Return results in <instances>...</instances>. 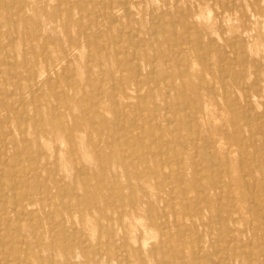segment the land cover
<instances>
[{
  "label": "rangeland",
  "instance_id": "rangeland-1",
  "mask_svg": "<svg viewBox=\"0 0 264 264\" xmlns=\"http://www.w3.org/2000/svg\"><path fill=\"white\" fill-rule=\"evenodd\" d=\"M6 1L12 10V20L7 21L0 10V129L3 127L9 133L0 134L7 143L8 156L4 155L3 161L18 155L19 166H27L28 162L24 159L27 153H21L26 142L31 144V154H36L38 145L34 142L35 138L31 132H25L28 126L17 123V115H21L19 118L26 125L47 123L44 128L49 132L55 131L48 124L56 123L57 132L49 135L48 144H40L46 168L42 177L49 180L52 186H62L59 191L53 187V193L59 194L61 191L69 200L71 198L68 200V208L62 209L55 199L52 208L45 207L44 213L53 210L56 215L43 220L39 228L44 244L40 252L45 256H66L62 249H50L47 245L51 240L48 228L52 226L55 230L64 228L69 238L84 241L85 251L81 252L77 248L80 253L76 252V256L111 257L115 260L114 264L123 258L128 259V264H161L165 258L163 263L166 264L168 256H182L183 253V256H190L194 246V216L191 210L188 212L190 216L184 215L187 211L185 209L183 212L180 201L186 195L188 200H192L193 195L191 192L183 194L179 188L182 184H179V175L175 173L179 165L176 163L177 158L185 157L186 164L189 162L186 151L191 153L196 148L200 152L203 148L210 149V141L221 133L219 130L225 131L231 143L238 136L247 137L248 131L259 132V120L264 121V79L257 71L258 67H264V0ZM22 5L26 11L24 20L17 13ZM36 8L41 10L33 14L32 10ZM170 19L176 22L174 38L183 50L179 52L172 42H168L163 48H166L171 60L163 62L159 58L157 46H131L126 41L132 35L131 29L137 35L131 36L135 39L138 36L149 38V33L158 30L170 36ZM186 19L191 27L187 31L183 27ZM188 39L193 43L198 41V48L194 52L187 53ZM76 45L78 48H75ZM179 55H183L192 64V69L182 81L177 78L184 70L183 64L176 60ZM229 57H234V61ZM49 59L52 62H47ZM124 59L127 62L124 63ZM33 62H38L40 66L42 64L46 70L47 67H55L56 71L51 77L44 71L41 76L33 79ZM134 67L138 70L135 71L137 80L134 82L141 87L138 93L132 91L134 85L128 77ZM146 76L147 82L143 79ZM33 81L37 82L34 86L29 84ZM171 82L173 85L169 86ZM192 82H203L200 96L195 95L194 88L189 85ZM255 86L259 88V93ZM206 87L209 88V96ZM120 89L131 98L123 99ZM50 90L58 94H51ZM62 92L64 95H61ZM103 92L105 95H102ZM108 94H114L120 106L119 111L114 112ZM99 96L103 99L99 100ZM62 99H67L68 103L64 104ZM169 110L171 113H166ZM199 110L201 114L196 113ZM98 115L111 121L109 126L102 127ZM195 117L198 124L192 126L191 121ZM162 119L169 120L162 122L163 127L179 124L183 130L179 134H167L164 131L162 134L151 129L153 124ZM116 120L118 123H114ZM90 127L96 128L97 132H91ZM128 131L139 133L138 140L148 146L147 150H152L153 154L146 153V156L152 155L148 162H140L141 158L131 151L141 143L133 139L127 143L120 138L119 142L114 139ZM113 132H116L115 135ZM193 134L203 137V141L201 139V143H197L198 147L190 145ZM12 137L17 139L18 147L11 145ZM171 139L177 144L184 140L186 150L170 143ZM160 144H165L166 148L158 151ZM230 147L234 148L233 145ZM174 154H177L176 159ZM145 167H156L158 172L150 178L146 175ZM161 167L164 169L162 172L159 170ZM85 184L93 188L87 196L91 199L92 208L89 211L93 219L87 216L82 218V207L78 203L79 198L87 195ZM95 200L98 202L95 203ZM43 212H40L41 216ZM22 226L25 239L34 246L35 242L24 222ZM184 233L185 236H182ZM178 235L183 244L177 240ZM213 241L218 244L216 236H213ZM173 259L179 262L178 258Z\"/></svg>",
  "mask_w": 264,
  "mask_h": 264
},
{
  "label": "bare ground",
  "instance_id": "bare-ground-1",
  "mask_svg": "<svg viewBox=\"0 0 264 264\" xmlns=\"http://www.w3.org/2000/svg\"><path fill=\"white\" fill-rule=\"evenodd\" d=\"M256 2H255V4H256ZM218 3H220V2H218ZM24 5H22L18 9V12H17L18 16H20V18H22V20H24L26 18V11L24 10L25 9ZM238 6H236V8ZM173 7H175V5ZM252 9H254V8H252ZM0 10L5 15L6 20L10 21L11 16H12V13H11L12 10L10 8L9 3L6 0H0ZM40 10H41L40 8H36V9H33L32 12H33V14H38L39 13L38 11H40ZM188 10H190V9H188ZM188 12H190V11H188ZM179 15H181V13ZM187 15H189V14H187ZM187 15H185V16H187ZM179 17H177V18H179ZM162 19H163V17H162ZM180 19H181V17H180ZM248 19H249V17H248ZM178 20L179 19H177V21ZM132 22H133V20H132ZM175 23L176 22L173 19H170V26H171V32H172L171 33L172 35L169 34L170 36H168L166 34V32L158 30V31H155L153 33H149V38L143 39L141 36H138V38L135 39V38H131V36H137L134 33V31L131 29L130 31H131L132 35L128 36V38L126 37L127 38L126 41L131 46H136V45H139V46H141V45L157 46L156 48L158 49L157 51L159 53V58L164 62L165 60L170 59V57L167 55L168 51L166 52V48H163L165 45H167L168 42H172L173 47L175 46L179 52L183 51L182 47L180 48L178 46L177 40L174 38L175 37L174 33L176 31V28H175L176 24ZM219 23H221V21ZM193 24H194V21H193ZM177 25H179V24L177 23ZM183 27H184L185 31H187L191 28L190 23L188 22L187 19L184 20ZM79 29H80V25H78V30ZM161 29H162V27H161ZM66 32H67V30H66ZM196 33H197V30H196ZM198 34H199V32H198ZM201 34H202V32H201ZM221 34H223V33H221ZM188 35H189V33H188ZM211 41L213 42V39ZM114 42L115 41H113L112 43H114ZM187 42L189 43V47L187 48V53L188 52L189 53L194 52L198 48V41H196V43H193V42H189V39H188ZM183 43H184V41H183ZM199 43H200V41H199ZM231 44H232V41H231ZM201 45H202V43H201ZM186 46H188V45H186ZM213 47H214V45H213ZM75 48H78V45H76ZM214 51H216V50H214ZM229 52H232V51L230 50ZM229 52H227V53H229ZM65 55L66 54L63 55V58L65 57ZM234 55H236V54H234ZM245 55H247V54H245ZM243 57H244V55H243ZM205 58H206V56L203 57V60ZM244 58L246 59V56ZM232 59L234 61L235 58L233 57ZM245 59H244V61H245ZM145 60L148 63L151 62L150 59H145ZM176 60H178L179 63L183 64V66H184V70L182 72L183 74L177 75V78L182 81L184 79V77H186V73H188L192 69V64H191V62L188 61L187 58H183V55H179L176 58ZM123 61L125 63V62H127V59L126 60L124 59ZM224 61H226V60H224ZM252 61H254V60H252ZM47 62L50 63V62H52V60L49 59V60H47ZM237 62H239V61H237ZM246 62H247V59H246ZM254 62L256 63V61H254ZM260 62H261V60H260ZM33 63L34 64H31V69L33 70V75H32L33 79H36L39 76H41L44 73V71H46V73L51 77L54 74V72L56 71L55 67H53V68L47 67V70H46V69H44V66L42 64L40 66L38 64V62H33ZM219 63H220V61H219ZM238 64L241 65L240 63H238ZM252 64H254V63H252ZM203 66H205L204 63H203ZM220 66L218 65V67H220ZM178 67H180V66H178ZM231 67H232V65L230 66V68ZM242 68H244V67H242ZM258 68H259L257 70L258 74L260 76H262L264 79V67L261 66V68L260 67H258ZM224 69H225V67H224ZM135 71H136V67L131 69V74H129L128 77L130 78L129 81H131V84L134 85V89H132V91L133 92L136 91L138 93V91L141 90V87H140V84H137L134 82V80L136 79L135 78ZM218 71H219V69H218ZM243 73H244V71H243ZM255 74H257V72ZM171 75H170V77H171ZM240 75H241V73H240ZM201 76H203V73ZM232 76H233V74H232ZM237 76H238V74H237ZM256 77H255V79H257ZM201 78L202 77H200V79ZM239 78L241 80V76ZM143 79L147 82L148 78L146 76ZM151 80H152V77H151ZM165 80H167V77ZM36 83H34V81H33V82H30L29 84L34 86V85H36ZM202 83L203 82H201V83L199 82L197 84H196V82L189 83V85L192 88H194L193 91L195 92V95H197V96H200V90H201V88H203ZM225 83H226V81L224 82V84ZM234 83H235V81H234ZM255 84H257V83H255ZM172 85H173L172 82L169 83V86H172ZM236 86H238V85H236ZM162 87H164V86H162ZM181 87L183 88L182 85H181ZM225 87H226V85H225ZM229 88H231V87H229ZM169 89H170V87H169ZM169 89L167 90V92H169ZM212 89H213V87H212ZM255 89L258 90L259 88H257L255 86ZM206 90H207V95L209 96L210 95L209 88H207ZM212 91L214 92V90H212ZM226 91H227V89H226ZM120 92H121V95L123 96V99H130L131 98V96H129L125 91L122 92L120 89ZM50 93L54 94V95L58 94V92H55L53 90H50ZM255 93H257V92H255ZM258 93H259V90H258ZM224 94L226 95V93H224ZM61 95H64V92H62ZM102 95H105V93L103 92ZM113 95L108 94V97L110 98V100L112 102V107H113L114 112H117L120 110V106H119L117 100L115 99V97ZM185 95L186 94H183V96H185ZM236 96L237 95H235V97ZM184 98L186 99V97H184ZM98 99L102 100L103 98H101L99 96ZM62 100H63L64 104L68 103L67 99H62ZM225 100H227V99H225ZM235 100H236V98L233 100V104H234ZM172 106L173 105H171V107ZM239 106H241V104ZM89 107H91V106L89 105ZM191 107H193V106H191ZM230 107H231V105H230ZM167 108H168V106H167ZM167 108H166V110H167ZM194 108H195V106H194ZM227 108H228V106H227ZM170 110H171V108H170ZM170 110L166 113H169ZM184 110H185V108H184ZM95 111H96V113H98L97 110H95ZM143 111H145V110H143ZM262 112H263V110H262ZM196 113L201 114V111L199 110ZM189 114H190V112H189ZM229 114H231V113H229ZM171 115H173V114H170V116ZM20 116L17 115V119H16L17 123L20 126H22V125L28 126L24 130H25V132L27 131V132L32 133L31 135L34 136V138H35L34 142L38 145V147L36 150V154L32 155L31 151H30V149L32 148L30 142H26V144H25L24 140H23L24 145H23V148L21 150V153H24V152L27 153V156L24 158L28 162L27 166H19L20 158H18L19 157L18 155H16V156L12 155L11 159L9 157L8 160H6L4 162L3 156L7 155V152H6L7 143L5 142L4 138H1V136L4 135L5 133H7L8 131L4 130L3 127L0 129V134H2L0 136V144H1L0 145V264H114L113 261H115V260H113L111 257L104 259L101 256H76L77 255L76 252H78L77 248H79V250L81 249V252H83V251H85L84 248L86 245L84 244L83 240H76V238H74V239L69 238V235L66 234L65 229L62 227H60L59 229H56V230L54 228L52 229V226H50L48 228V232L51 233V234H49V235H51V238H50L51 240L48 242L47 245L50 249H57V248L62 249V251L66 254V256H45L42 254V252H40L41 248L44 247V244L42 243L43 235L41 234L39 228L42 226L43 220H45V219L49 220L50 217H53L56 215V213L53 212V210L50 213H44L43 211L45 210V207H49V206L51 207V205H53L52 201L55 199L56 202L58 201V204L60 207H62V209L68 208L69 198L67 197L66 194L61 193V191L59 192V194L53 193V191H52L53 187H55L59 191L62 188V186L61 185L52 186L49 180H45L42 177L43 172L46 171V168L44 165L45 158L42 157L44 154H43V151L41 150L40 144L41 143L48 144V141L50 140L49 135H51L53 133L55 134V132H57L58 127H57L56 123H49L48 124L55 131V132H53V131L49 132V131H46V129L44 128L47 125V123L38 124L35 122V123H30V124L26 125L24 120L19 118ZM98 116H99V121L101 122L102 127L109 126L111 121L106 120L105 118L101 117L100 115H98ZM184 116H186V114ZM231 116H232V114H231ZM261 116H257V117L261 118ZM93 117H94V115H93ZM196 117L194 118L193 121H191V122H193V125L191 123L192 126H195L196 124H198V122H196V120H197ZM203 117H204V113H203ZM166 118H167V116H166ZM204 119H205V117H204ZM190 120H192V119H190ZM243 120H245V119H243ZM90 121L92 122V120H90ZM165 121H167V120L162 119L161 122L153 124L151 126V129L158 131V132H161L162 134H163V131L167 134H170V132H175L176 134H179L183 130V127H181V125L179 126V124L176 125L175 127L174 126L163 127L164 124L162 122H165ZM114 123H118V121L116 120ZM144 123L146 124V122H144ZM249 123H250V121H249ZM259 123H260V126L257 128V129H259V132L248 131L247 137H245L243 135L238 136V138L234 139L233 143L228 141V137L226 136L225 131L219 130L221 133H219L218 136L216 138H213L211 141L209 140L212 143V146L210 147V149L205 150L202 146V148H203L202 152L198 151L197 148L194 149V151L196 150L195 152L192 151L190 153V152L186 151V156L189 158V162L186 164L184 162L185 157H182V159L177 158L178 162H176V163H179V165L176 168L175 173L177 175H179V181H180L179 184H182V187L180 186L179 188H181V191L183 192V194L184 193L187 194V192H191L193 195L192 200H188L186 198L187 195L185 194L186 197L183 198L184 200L182 202L180 201V203L182 205L183 212L185 211V209L187 211V213H184L185 216L189 215L190 210L193 212L194 220L192 221V228H193L192 235H193V245L194 246L192 245L193 247H192V251H190V256H187V257L183 256L184 253L182 254V256L181 255L177 256L176 254H175V256H168V258L166 260V264L167 263L168 264H264V125H262L264 123V121L259 120ZM59 124H61V123H59ZM189 125H190V123H189ZM189 125H188V127H190ZM121 126H122V124H121ZM197 129L198 128H196V133H197ZM89 130L91 132H97V129L94 127H90ZM113 131H115V129ZM115 133L116 132H113L114 135H115ZM203 133H204V131H203ZM7 134H9V133H7ZM195 134H193V136L190 138V145L193 144L192 145L193 147H198L197 143H199V142L201 143V139L203 137L201 138V136H199V135L197 136ZM151 135H153V134H151ZM119 138L124 143H127L131 139L136 140L137 142L141 143L140 146H137L135 148L132 146L133 148L131 151L134 155L141 158L140 162L143 161L145 163L146 161L147 162L149 161L148 158L152 155L146 156V153H148V155H149V154H151L150 152H152V150L151 149L147 150L148 146H146V144L143 143L142 141L138 140V139H140L139 133L134 134L133 132L128 131L127 133H123V135H121V136H116L114 139L119 142ZM207 138L208 137H206L205 139H207ZM202 141H203V139H202ZM157 143H159V141ZM170 143H172L175 146L178 145V146H180L181 149L186 150V145L184 144V140H182L180 143L177 144V143H175V140L171 139ZM257 143H259V145H257ZM12 144H13V146L18 147V141L15 137H12L11 145ZM165 144H160L158 146V151L163 149V147H165ZM231 145H233V147H234L233 149L230 147ZM97 150H99V148ZM153 150H155V149H153ZM101 151H103V150L101 149ZM95 152H96V149H95ZM182 153L185 154L183 151H182ZM152 154H153V152H152ZM96 155H97V152H96ZM174 155H175L174 156V158H175L177 154H174ZM221 156L223 158H221ZM186 165L188 167H186ZM125 168H127V167L125 166ZM124 170H127V169H124ZM145 170H146V175L150 176V178H153L156 175V173L158 172L156 167H154V168L145 167ZM159 170H160V172H162V170H164V169H163V167H161ZM99 185L97 184L98 188H101ZM91 188L92 187L85 184L84 190L87 193V195L85 198L81 197L78 200V203L82 207V211H83L82 218H85L87 216V217H90L93 219V216L91 215L92 213L90 214V211H89L92 208L91 199L89 197H87L88 192L91 190ZM94 188L97 189V187H94ZM171 191H172V189H171ZM95 199H97V198L95 197ZM70 200H71V198H70ZM97 202H98V200H95V203H97ZM40 212H43V216L40 215ZM23 222L25 223V226L27 228L28 233L30 234L33 241L35 242L34 246H31L29 240L27 241L25 239L26 235H24V232H23L24 231L23 226H22ZM99 222H97V223L100 224ZM163 227H165V226H163ZM184 232H186V231H184ZM178 234H179V232H178ZM180 234H181V232H180ZM168 235H172V234L169 233ZM179 235L177 237L178 238L177 240L181 239L179 237ZM182 236H185V233ZM188 236H190V232H189ZM213 236L217 237L218 244L215 241H213ZM183 238H185V237H183ZM180 242H181V244H183L181 240H180ZM190 243H192V242L190 241ZM165 246H166V244H165ZM183 248H185V247H183ZM167 252H169V251H167ZM172 252H173V250H171L170 253H172ZM182 252H183V250H182ZM78 253H80V252H78ZM175 257L179 259V262L173 261L174 260L173 258H175ZM162 258H163V256H162ZM140 261H142L141 258H140ZM164 261H165V258L162 259V261L160 263L164 264L163 263ZM127 262H128V259L123 258L121 260L116 261V264H128Z\"/></svg>",
  "mask_w": 264,
  "mask_h": 264
}]
</instances>
